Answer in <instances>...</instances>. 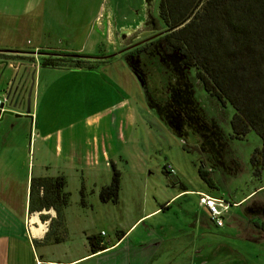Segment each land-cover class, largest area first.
I'll list each match as a JSON object with an SVG mask.
<instances>
[{
	"label": "crops",
	"instance_id": "crops-1",
	"mask_svg": "<svg viewBox=\"0 0 264 264\" xmlns=\"http://www.w3.org/2000/svg\"><path fill=\"white\" fill-rule=\"evenodd\" d=\"M153 2L143 0V17L132 23L117 11L115 0H0V50L8 55L32 58L29 61L32 69L28 74V84H32L28 110L21 98L24 87L16 103L13 100L7 102L14 108L4 107L11 111L6 112L5 117L19 121L17 127H21V132L4 134L0 130V264H83L92 259V255L101 256L116 248L122 250L119 253L122 257L114 264L156 263V249L167 238L157 232V229H163V224L158 221V225L154 222L150 227L140 228L143 222L140 219L153 213L157 215L161 205L151 206L150 210L128 218L121 229L114 231L113 239L107 233L101 236L103 231H96L90 218L88 225L91 229L84 224L73 225L76 218H87V207L100 203L97 194L99 188L110 180L109 164L113 163L117 168L116 161L141 156V136L153 131L152 124L156 126V118L152 117V122L147 118L154 109L143 100L146 93L139 85L141 75L123 58L122 49H118L132 36L142 40L155 36L157 56L167 57L155 42L164 28L157 13L152 12ZM141 30H146V37H139ZM128 31H132V35L127 36ZM109 48L113 51L106 61L93 69L46 67L39 61L40 50L53 56L105 58L103 52ZM116 56L120 57L118 62L111 60ZM131 59L139 61L137 55ZM19 60H0L2 92L21 74L17 71L21 67ZM65 104H70L73 112L86 106L88 112L83 119L82 115L75 113L67 116L63 109ZM56 175L64 176L65 191L68 176L72 177L75 185L72 191H67L73 192L79 204L78 191L83 187L84 205L80 206L86 209L77 214L71 204L65 207L67 238L59 243L42 244L48 220L41 221L37 212L28 213V183L31 177ZM122 186L120 181L118 202L111 203L113 206L121 205ZM256 189L231 203L241 206L252 198ZM181 192L203 193L187 189L172 197ZM167 204L168 200L163 201L162 208L168 207ZM201 209L198 211L200 215H191L190 221L193 230H197L196 236L201 237V244H190L192 250L189 256L186 255L184 264H203L201 252L204 250L205 228L212 223ZM40 213L49 218L55 215L52 209ZM263 220L251 219L253 223H247L253 231L250 228H245L244 233L237 231L236 239L241 238L245 247L257 251L264 260V230L253 226L255 223L256 226L262 225ZM184 223L188 224V221ZM223 227L222 224L219 228ZM168 229L170 232L173 227L170 225ZM88 234H98L106 248L91 253L86 240ZM227 235L224 230L215 234L217 238ZM130 238L128 252L124 243ZM253 238H259V241L255 242Z\"/></svg>",
	"mask_w": 264,
	"mask_h": 264
},
{
	"label": "rangeland",
	"instance_id": "rangeland-1",
	"mask_svg": "<svg viewBox=\"0 0 264 264\" xmlns=\"http://www.w3.org/2000/svg\"><path fill=\"white\" fill-rule=\"evenodd\" d=\"M142 1L115 0L117 11H121L126 21H132V23L133 20H141L143 17ZM157 3L158 0H154L152 12L155 15ZM144 31L146 30L140 31L139 37H146ZM128 32L127 36L132 35V31ZM154 38L156 37L151 36L142 40L132 36L118 49H122L123 58L141 75L139 85L146 93V97L143 94V100L145 99L149 108L154 109L147 118L151 122L152 117L156 118V126L152 124L153 131L141 136L143 139L141 140V156L136 155L133 158L128 157L127 160L116 161L120 181L123 184L120 195L121 205L95 203L92 208L81 207L73 192L69 193L75 184L72 177L68 176L67 190L69 191L66 190L68 205L71 204L77 214H81L80 212L84 209L88 210L87 218H76L73 225L84 224L88 227L90 218L96 225V231L102 230L113 239L114 231L121 229L128 218L150 210L151 206H163V201L168 200V207L159 208L157 215L153 213L141 218L140 221L143 222L140 228L150 227L154 222L158 225V221H161L163 229H157V232H161V236L167 238L156 249L155 264H184L186 255L189 256L192 250L190 244H201L200 235L196 236L197 230L194 231L190 223L191 215L196 213L200 215L198 211L202 210L197 205L200 192H181L175 197L172 196L180 190L188 189L235 202L257 188L251 194L252 198L249 201L239 207L236 204L228 207L223 213L224 227L222 229L213 225L205 228L204 250L201 253L203 264H264V260L260 258L257 251L252 250L251 247H245L241 243L243 242L241 238L236 239L237 231L250 227L247 222L252 224L251 219L262 220L264 218V170L254 175L249 164V156L254 149H259L261 146L260 139L253 131L241 138H235L229 126V119L233 114L230 105L220 104L215 97L204 91L195 78V70L180 66L179 58L165 52L167 57L157 56L155 43H149ZM112 51L109 48L108 51L103 52L104 59L108 58ZM134 55L138 56V62L131 59ZM55 57L47 52L39 51L40 63H49L55 60ZM15 58L21 59L18 61L21 67L17 71L22 73L23 78L25 77L27 87L32 69L29 61L32 58L27 55ZM74 59L76 61L62 57L56 59L55 64L67 66L75 62L82 67L81 69H87L85 67L90 65L92 66L90 69H93L101 64L100 61L97 62L95 59L93 61L85 56H78ZM0 60L8 61L4 57ZM111 60L118 62L120 57L116 56ZM3 86L0 79V98L5 97L7 87L5 86L2 92ZM4 107L14 108L8 106L7 102L3 103V118L0 120L2 133L21 132V127H17L19 121L16 122L13 117H5L6 112L11 113V111ZM63 109L65 115L75 113L77 116L82 115L81 119L88 112L86 106L73 112L70 104H65ZM168 165L172 169L171 173L165 169ZM197 167L207 171L213 183L211 188L198 177ZM103 176L104 174L101 177ZM84 187L87 188L86 185ZM183 194H185L183 197H179ZM185 221H188V224L184 223ZM113 225H116L114 230H112ZM170 225L173 230L169 232ZM90 226L89 229H91ZM220 230L226 231L228 235L224 238H217L215 234ZM232 235L235 238H232ZM130 240L131 238L124 243L128 252H130ZM121 251L120 248H116L101 256L92 255L90 256L92 259L83 264L117 263L122 257L119 254Z\"/></svg>",
	"mask_w": 264,
	"mask_h": 264
},
{
	"label": "trees",
	"instance_id": "trees-1",
	"mask_svg": "<svg viewBox=\"0 0 264 264\" xmlns=\"http://www.w3.org/2000/svg\"><path fill=\"white\" fill-rule=\"evenodd\" d=\"M157 15L164 31L155 42L165 53L179 58L180 66L194 69L195 78L204 91L220 104L230 105L233 109L229 119L232 135L241 138L253 131L259 137L260 148L254 149L249 156L252 172L257 175L264 170V0H159ZM3 57L14 59L17 56H8L0 50V58ZM62 57L76 61L74 58L78 55H57L55 60ZM88 58L101 63L106 61L104 58ZM55 60L40 65L64 66L55 64ZM67 66L82 68L75 62ZM109 168L110 180L99 188L97 194L102 204L118 202L120 172L113 163ZM197 174L208 187L213 186L206 170L197 167ZM65 182L63 175L29 179L27 211L39 213L41 221L48 220L42 244L59 243L67 238L64 208L68 206V193L64 190ZM78 193L83 206L82 186ZM49 209L54 211L53 218L40 213ZM255 224L253 226L258 230H264V223ZM249 228L253 231L251 226ZM241 231L245 232V228ZM86 240L91 253L106 248L98 234H88ZM253 240L257 242L259 238Z\"/></svg>",
	"mask_w": 264,
	"mask_h": 264
},
{
	"label": "built area",
	"instance_id": "built-area-1",
	"mask_svg": "<svg viewBox=\"0 0 264 264\" xmlns=\"http://www.w3.org/2000/svg\"><path fill=\"white\" fill-rule=\"evenodd\" d=\"M5 97L0 98V117L2 116V103L6 102ZM168 173L172 172L170 166L165 167ZM197 205L199 208H203L208 220L212 223V225L216 228H219L223 224V213L228 209L229 206L233 205L230 201H226L225 199L219 197H213L207 194L199 193L198 194V202ZM103 235V232L100 233Z\"/></svg>",
	"mask_w": 264,
	"mask_h": 264
},
{
	"label": "water",
	"instance_id": "water-1",
	"mask_svg": "<svg viewBox=\"0 0 264 264\" xmlns=\"http://www.w3.org/2000/svg\"><path fill=\"white\" fill-rule=\"evenodd\" d=\"M21 77H22V73L19 75L18 79L14 83H13V80H12V82L10 81V83L7 85L8 90L6 91V94L4 96H5V99L7 100L6 102H8V100H9L8 103H10V101L13 100V103H16V100H17L16 98H18L22 88L24 87L21 98L23 99V102H25L26 110H28L27 107H28L30 90H31L32 84H28V86L26 87L25 86V78H21ZM11 87L14 89L13 91L9 90ZM10 95H11V97H10ZM12 96H13V98H12ZM2 105H3V103L1 104V106Z\"/></svg>",
	"mask_w": 264,
	"mask_h": 264
},
{
	"label": "flooded vegetation",
	"instance_id": "flooded-vegetation-1",
	"mask_svg": "<svg viewBox=\"0 0 264 264\" xmlns=\"http://www.w3.org/2000/svg\"><path fill=\"white\" fill-rule=\"evenodd\" d=\"M263 222H264V220H263Z\"/></svg>",
	"mask_w": 264,
	"mask_h": 264
}]
</instances>
